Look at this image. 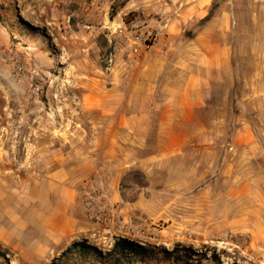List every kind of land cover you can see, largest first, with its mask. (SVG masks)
<instances>
[{
    "label": "rangeland",
    "instance_id": "obj_1",
    "mask_svg": "<svg viewBox=\"0 0 264 264\" xmlns=\"http://www.w3.org/2000/svg\"><path fill=\"white\" fill-rule=\"evenodd\" d=\"M209 13L234 86L228 99L219 87L208 130L168 159L133 119L148 109L134 96L142 54L117 51L116 33L149 47L162 25L174 47ZM129 169L155 190L132 209L102 196ZM115 234L264 264V0H0V264H113L61 255L83 242L105 256Z\"/></svg>",
    "mask_w": 264,
    "mask_h": 264
},
{
    "label": "crops",
    "instance_id": "obj_2",
    "mask_svg": "<svg viewBox=\"0 0 264 264\" xmlns=\"http://www.w3.org/2000/svg\"><path fill=\"white\" fill-rule=\"evenodd\" d=\"M205 17L200 18L191 36H185V33L181 38L178 36L174 47H168L170 38L167 34H163L164 26H158L155 28L158 29L155 43L142 53V63L138 60L140 63L137 81L139 90L134 96L138 103H148V109L134 112L133 119L138 120L137 124L140 127L145 124L144 128L147 129L148 134L157 136L159 152L168 159L194 144L197 137L208 130L203 114L211 111L210 106L215 100V93L220 90L219 87L223 83L228 84V99L234 86L233 54L230 43L229 48L221 46L220 43L215 45L209 43L208 31L215 17L201 24ZM151 26L152 23L146 28ZM211 38L220 39L219 36ZM188 54L195 55L194 60L191 64L183 66L182 55ZM168 55L174 57L171 59ZM225 127H227V122ZM146 131L143 132L146 133ZM132 171L137 170L129 169L117 173L115 179L112 180L113 186L110 185L111 190L109 191L105 185L102 196L110 192L116 201H122L130 206L129 209H132L137 206L141 194L155 193V190H151L148 177L142 172L148 183L147 188L139 192L134 202L123 201L120 194V183ZM107 178H110V175L105 178L99 177V183L107 184L110 182L106 180ZM178 193L180 192H175L173 195L179 196ZM123 210L119 206L116 208L117 213L114 216L119 223L125 220L124 216L120 218ZM144 216L149 219L145 214ZM118 228L120 230L118 232H122L121 227ZM123 234H126V231ZM123 234L121 236L115 234V238L128 239L142 244L135 240V236L129 237Z\"/></svg>",
    "mask_w": 264,
    "mask_h": 264
},
{
    "label": "trees",
    "instance_id": "obj_3",
    "mask_svg": "<svg viewBox=\"0 0 264 264\" xmlns=\"http://www.w3.org/2000/svg\"><path fill=\"white\" fill-rule=\"evenodd\" d=\"M212 17L213 14L209 13L201 21V24L208 22ZM186 36L189 37V34ZM147 186L148 183L141 172L132 171L128 173L120 183L122 200L134 202L139 192L146 189ZM76 250H80L82 256L94 252L99 260L113 264H223L215 250H212L208 256L206 252L196 251L190 246L175 244L173 249L169 251L164 247L140 245L138 242L122 238L115 240L112 249L105 256H102L93 246L83 242H74L62 253L61 257H65Z\"/></svg>",
    "mask_w": 264,
    "mask_h": 264
},
{
    "label": "built area",
    "instance_id": "obj_4",
    "mask_svg": "<svg viewBox=\"0 0 264 264\" xmlns=\"http://www.w3.org/2000/svg\"><path fill=\"white\" fill-rule=\"evenodd\" d=\"M124 35L125 33L123 34L122 30H117L115 38L117 51H127L130 52V54L140 55L148 48L145 40L143 41V37H145L144 34H135L132 35L131 38H126ZM140 46H143V48Z\"/></svg>",
    "mask_w": 264,
    "mask_h": 264
}]
</instances>
